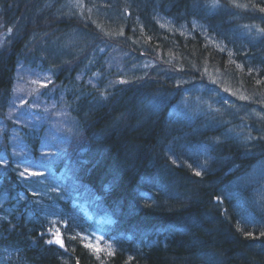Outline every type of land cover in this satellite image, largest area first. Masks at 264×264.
Listing matches in <instances>:
<instances>
[{
    "label": "trees",
    "instance_id": "16d2710c",
    "mask_svg": "<svg viewBox=\"0 0 264 264\" xmlns=\"http://www.w3.org/2000/svg\"><path fill=\"white\" fill-rule=\"evenodd\" d=\"M105 1L107 19L89 9V0H0V157L8 156L5 137L17 131L5 116L17 70L52 71L45 100L64 99L63 126L49 113L22 128L20 138L38 157L34 150L47 143L38 132L52 122L46 165L52 172L65 168L66 179L97 199L96 227L116 245L96 254L79 238L52 234L41 216H28L32 205L13 160L0 161V264H264V217L258 223L248 212L239 223L215 201L229 207L234 197L223 193L230 185L260 183L248 170L263 155V118L247 120L234 99L223 107L217 102L229 95L223 86L245 93V101L264 102V0ZM156 13L172 25L160 27ZM194 20L216 40L199 34ZM50 41L68 58L47 62L41 49ZM80 75L98 80L77 81ZM181 75L202 87L221 80L220 95L203 103L180 99ZM177 136L178 148L169 151ZM184 140L210 146L204 169L199 154L190 156L192 164L172 160H181ZM92 171L107 176L92 180ZM123 234L135 246L123 250Z\"/></svg>",
    "mask_w": 264,
    "mask_h": 264
},
{
    "label": "rangeland",
    "instance_id": "374dc122",
    "mask_svg": "<svg viewBox=\"0 0 264 264\" xmlns=\"http://www.w3.org/2000/svg\"><path fill=\"white\" fill-rule=\"evenodd\" d=\"M89 1L91 5L89 9L91 11L95 10L103 19L109 18L111 10L107 9L108 6L105 0ZM110 18H113V16ZM153 18L160 27L168 28L172 25V20H169L168 15L156 13L153 15ZM193 23L194 28H196L199 34L206 36L209 34H205L206 30L203 29L197 20H194ZM181 32L184 34V29ZM208 37L213 41L216 40L214 34H209ZM59 45L58 41H50L42 47L41 52L46 56L47 62L56 63L68 58L69 53L65 50L60 52L61 48ZM53 75L52 71L46 72L41 69H30L28 67H22L17 70L10 104L5 114L7 117L6 120L10 119L17 131H11L9 137H5L6 143L8 144V156H1L0 161L4 164L7 161L13 160L15 164L14 171L19 176L22 182L21 184L27 189L29 194V206L32 205L30 209L32 212H28L29 217L37 213L41 216L45 226L52 234L58 236L65 235L70 239L79 238L84 244L90 246L96 254H110L116 245L113 241L115 238L111 239L107 237L104 229L96 227V224L100 223L94 219L98 213L97 205L94 204V201H97V199L93 198L94 200H92V195H89V191L78 187L72 180L66 179L69 178V175L66 174L65 168L52 172L48 165H46L47 159L44 157L46 148L53 143V138L50 135L54 131L52 122L50 121L47 128L38 132L42 133L43 139L47 142L46 145L39 146L34 150V154L37 153L38 157L34 156V158L29 148L30 144L25 140H21V135L25 136L22 128H29L33 125L32 123L47 119L49 113L55 114L53 118L54 123H60V125H57V128L63 126V122L68 113L64 99L62 100L61 98L52 96L50 100H45L46 96L53 90V88H49ZM90 76H87L86 78L88 79H85L84 75H80L76 76V79L84 83L98 80V78ZM211 76L213 75H207L202 80L209 79ZM181 77V80L186 86L180 92V99H183L184 95H191L192 97L200 99L201 103H203L204 101L210 102L220 95V91L216 89V86L218 83H220L221 87L223 86L221 80H214L210 85L202 87L201 85L199 86V83H194L191 79L185 78L182 75ZM226 88L229 90V95L222 97L217 102L220 107L232 105L231 100L234 99L238 103L240 114L247 120H262L263 118L264 121V102L257 105L255 102L245 101V93L242 91H234L233 88L230 87V89L226 86H223L221 89ZM178 104L179 102L174 104L171 110L172 112L177 110ZM225 110L230 111L228 108ZM2 127L4 125L0 121V128ZM249 130L251 131L252 128ZM179 141V136L171 140L169 144L173 147L171 149L169 146L168 150L177 149L178 147L176 145ZM207 146L208 148H206L205 143L189 144L184 140V146L179 145V147H182V153H177L181 160H172L177 163L184 162V165H186L185 163L192 164V158L190 156L193 157L194 154H199L198 163L204 169L206 167L204 154L208 153L210 148L208 144ZM262 146L264 148V145ZM172 155L173 157L175 156L174 154ZM260 156L258 158L259 161L248 170V172H253L256 175V178L260 181L259 185L256 187L252 186L251 188L246 185L244 188L238 187L236 184L233 186L230 185L228 188L230 191L223 193L225 199L234 197L233 201L228 202L229 207L220 204L219 201L216 202L222 208L234 214L236 219L241 218L242 221H239V223H244L243 221L246 220L244 217H246L245 215L248 212H252L253 220L258 221V223H261V217H264V155ZM184 165L182 166L184 167ZM25 169H28V171L25 172ZM21 173H24V175L21 176ZM32 173H38V175H32ZM247 181L254 182L253 179H247ZM31 182H35L37 185L40 183L44 185L42 187L28 185ZM98 217L101 218L102 225L108 223V218L105 214H100ZM91 227L97 229L93 230ZM124 238H128V241L132 240L130 236L123 235H119L118 240Z\"/></svg>",
    "mask_w": 264,
    "mask_h": 264
},
{
    "label": "bare ground",
    "instance_id": "6f19581e",
    "mask_svg": "<svg viewBox=\"0 0 264 264\" xmlns=\"http://www.w3.org/2000/svg\"><path fill=\"white\" fill-rule=\"evenodd\" d=\"M98 66L99 65H95V69L97 68L98 69ZM1 150H4V148H2ZM263 155H264V150H263ZM100 172V173H99ZM92 171L91 173H90V178L92 179V180H104L105 178H106V176L107 175H105L104 174V172L103 171ZM103 174V175H102ZM97 185V184H96ZM97 186H99V185H97ZM137 202H140V199L138 198L137 199ZM129 225L127 224L126 225V227L125 228H127ZM121 228V227H120ZM125 228H123V229H125ZM121 231H124V230H122L121 229ZM123 236H128V235H126V234H123ZM132 238V240L131 241H128V238H124V239H122L121 241H120V243L122 244V246H121V248L123 249V250H127L128 248H129V243H132L133 244V246H135L134 245V243H135V239L133 238V237H131ZM149 245H151V244H148V246ZM149 247H151V246H149ZM121 250V249H120ZM123 250H121V252L122 253H124L123 252Z\"/></svg>",
    "mask_w": 264,
    "mask_h": 264
},
{
    "label": "snow or ice",
    "instance_id": "6c2138e0",
    "mask_svg": "<svg viewBox=\"0 0 264 264\" xmlns=\"http://www.w3.org/2000/svg\"><path fill=\"white\" fill-rule=\"evenodd\" d=\"M28 171V169H25V172H27ZM24 175V173H21V176H23ZM32 175H38V173H32ZM196 175H200V173L199 172H197L196 173ZM247 235H251V233H248ZM262 235H264V233H262ZM48 243H52V241H48ZM55 243L56 244H58L60 247H64V243H63V241H62V239H60L58 236H57V238L55 239ZM87 246V245H86ZM90 247V246H89ZM97 251H99V250H97Z\"/></svg>",
    "mask_w": 264,
    "mask_h": 264
}]
</instances>
